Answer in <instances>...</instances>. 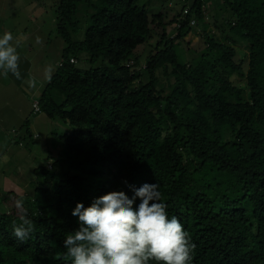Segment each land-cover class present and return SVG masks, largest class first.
<instances>
[{"label":"trees","instance_id":"obj_1","mask_svg":"<svg viewBox=\"0 0 264 264\" xmlns=\"http://www.w3.org/2000/svg\"><path fill=\"white\" fill-rule=\"evenodd\" d=\"M51 1L64 48L27 102L29 116L66 129L41 147L37 185L0 188V264H71L63 240L77 226L72 208L130 195L125 181L159 185L195 244L192 264H264V0H214L228 13L219 27L230 37L221 39L206 31L209 0H178L172 16L164 6L153 11L154 0ZM191 19L202 23L205 47L183 61ZM144 44L152 49L142 63L136 51ZM81 53L85 68L77 67ZM29 116L24 135L13 130L17 140L38 139ZM21 198L34 228L24 242L13 235Z\"/></svg>","mask_w":264,"mask_h":264},{"label":"rangeland","instance_id":"obj_2","mask_svg":"<svg viewBox=\"0 0 264 264\" xmlns=\"http://www.w3.org/2000/svg\"><path fill=\"white\" fill-rule=\"evenodd\" d=\"M209 1L205 8V21L208 22L206 31L219 39L223 38V35L230 37V30L226 26L219 27L222 22L226 23L227 10L220 6L222 2L217 4L214 0ZM153 2V11L164 6L169 16L182 7V3L178 0H169L168 2L167 0H154ZM54 8L51 0H0V33L11 31L14 36L21 38L18 51L21 56L20 71L22 76L21 79H17L11 73L7 75L0 73V113L8 123L5 132L0 128V188L4 190L12 189L21 192L28 186L33 188L37 185L38 182L32 170L43 161L45 150L41 147L52 142L47 139H52L53 134L60 135L66 129L65 124L51 121L41 114L29 116L27 102L44 89V83H47L49 76L55 71L64 48L62 37L56 33ZM170 30L171 27H168L167 31ZM201 33L202 23L198 22L195 24L193 32L183 38L184 42L178 50L183 61L194 57L204 49V39L200 38ZM174 35L173 32L171 36ZM241 41L239 37L236 38L234 46H237L239 50L238 58L245 60L241 66L243 70H246L247 50ZM149 42L155 44V38L152 37ZM150 49L152 47L149 44H144L136 51L141 56L142 63L145 61L144 58L149 55ZM86 57V53L79 54L77 67L88 66ZM33 81H35L34 85ZM232 81L240 85L245 83L242 77L232 78ZM169 91L170 88L167 93ZM28 116L31 120V127L39 133L38 139H35L34 142L26 136L21 141L17 140L18 134L13 133V130H19V134L24 135L21 126ZM6 140H8V147L4 146ZM18 141L21 142L20 145ZM33 143L36 144L33 148H35V152H39V157L29 150ZM49 146L52 147V144ZM52 150L55 149L52 148ZM36 158L40 161L39 163L35 160Z\"/></svg>","mask_w":264,"mask_h":264},{"label":"clouds","instance_id":"obj_3","mask_svg":"<svg viewBox=\"0 0 264 264\" xmlns=\"http://www.w3.org/2000/svg\"><path fill=\"white\" fill-rule=\"evenodd\" d=\"M20 43L11 31L0 33V73L17 79L22 78ZM124 183L130 195L111 192L87 206L77 201L72 208L77 226L63 240L71 264H192L195 244L181 221L169 215L159 185ZM16 208L20 222L13 225V235L24 242L34 228L22 198Z\"/></svg>","mask_w":264,"mask_h":264},{"label":"crops","instance_id":"obj_4","mask_svg":"<svg viewBox=\"0 0 264 264\" xmlns=\"http://www.w3.org/2000/svg\"><path fill=\"white\" fill-rule=\"evenodd\" d=\"M28 104H29V102H28ZM7 126H8V123L6 122L5 117L3 116V114L0 113V128H2L3 132H5L7 130ZM4 146L8 147V140H6V142L4 143Z\"/></svg>","mask_w":264,"mask_h":264},{"label":"built area","instance_id":"obj_5","mask_svg":"<svg viewBox=\"0 0 264 264\" xmlns=\"http://www.w3.org/2000/svg\"><path fill=\"white\" fill-rule=\"evenodd\" d=\"M185 12H186V10H185ZM195 23H196V21L194 19H191L190 24H195ZM33 106L35 109H38V100H35L33 102ZM49 166H50V164H49Z\"/></svg>","mask_w":264,"mask_h":264}]
</instances>
